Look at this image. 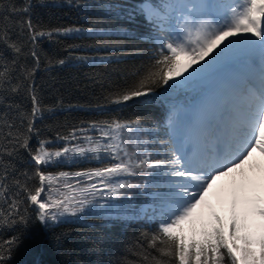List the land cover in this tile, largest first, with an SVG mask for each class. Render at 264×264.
<instances>
[{
	"label": "snow or ice",
	"instance_id": "1",
	"mask_svg": "<svg viewBox=\"0 0 264 264\" xmlns=\"http://www.w3.org/2000/svg\"><path fill=\"white\" fill-rule=\"evenodd\" d=\"M35 6L33 0H0V231L27 226L29 206L47 225L84 213L98 198L107 203L132 189L151 190L165 218L155 232L142 233L147 242L138 253L143 264H264V233L253 238L247 216L235 212L236 200L227 224L208 202L218 181L230 178L235 183V174L246 180L245 169L255 167L254 154L264 157V0H164L159 6H145L143 12L157 31L152 62L131 86L108 98L115 104L147 100L158 87H186L226 58L243 56L254 72L229 93L225 119L211 141L186 136L178 143L170 135L157 144L141 120L113 119L57 133L64 144L55 149L49 140H39L36 148L31 145L39 135L36 121L45 111L33 83L40 66L36 46L44 38L81 30L41 28L33 23ZM29 56L32 64L26 62ZM53 62L65 64L64 59L49 60ZM25 82L30 109L9 102ZM24 152L33 163L31 172L18 168ZM106 157L110 162L104 163ZM76 158L103 166L46 171ZM122 177L158 179L134 184ZM258 214L264 218V207ZM18 239L0 242V264H10Z\"/></svg>",
	"mask_w": 264,
	"mask_h": 264
},
{
	"label": "trees",
	"instance_id": "2",
	"mask_svg": "<svg viewBox=\"0 0 264 264\" xmlns=\"http://www.w3.org/2000/svg\"><path fill=\"white\" fill-rule=\"evenodd\" d=\"M15 2L23 4L24 0ZM163 2L33 0L36 5L31 13L34 24L44 29L71 27L81 30L55 36L51 40L44 38L36 46L40 66L36 69L33 83L45 111L36 121L39 135L31 140L33 148L38 147L39 140H49L51 148H60L64 142L57 139V133L66 134L74 127H87L94 121L113 119H139L150 139L157 144L170 135L175 142L174 126L196 98L195 89L161 86L147 100L138 98L115 104L108 99L118 90L131 86L151 64L153 50L157 47V31L143 9ZM89 28L119 31L85 33ZM58 59H64L65 64H49V60ZM26 62L32 64L33 60L29 56ZM26 84L19 93L10 97L9 102L14 101L24 109H30ZM89 134L98 135L95 132ZM100 166H103L100 161L76 158L53 164L46 171L71 173ZM18 168L21 171L33 170V163L26 152L22 153ZM127 178L134 184L142 183L143 179H158ZM150 191L141 193L132 189L131 210L136 217L127 222L121 217L92 214L100 202H105L99 198L84 213L66 215L47 225L37 220L34 206H29V224L0 231V242L19 237L10 264H143L138 253L141 245L147 247V242L142 233L155 232L159 222L165 218ZM149 214H152L150 219ZM253 232L250 230L251 234Z\"/></svg>",
	"mask_w": 264,
	"mask_h": 264
},
{
	"label": "rangeland",
	"instance_id": "3",
	"mask_svg": "<svg viewBox=\"0 0 264 264\" xmlns=\"http://www.w3.org/2000/svg\"><path fill=\"white\" fill-rule=\"evenodd\" d=\"M171 23L173 26H175V20L171 21ZM118 31L119 30H116V29L112 30V29L89 28L85 30V33L103 34V33H118ZM240 65H243V57L230 56L226 58L225 60H223L216 67V69H214L207 75L203 76L202 78L198 79L193 84L184 87L187 89L188 88L195 89L196 91L195 93L196 98L193 101L191 106L197 105L200 107L199 112L197 114H200L199 117H200L201 125H204L206 121L211 120L210 117L215 115L217 111L220 109L221 107L220 101L221 100L224 101V99L220 100V98L224 95L229 94L231 91L235 90L237 88L236 86L238 87L240 86L241 82L240 81L237 82V79L243 77V76L238 75V67H240ZM246 76L249 77V75H246ZM192 112H193V109L192 107H190L189 109L185 111L184 114L192 113ZM174 127H175L174 128L175 140L178 143L181 142L183 138L185 137L186 135L185 132L189 128H191V126H187L185 118L183 117L182 119L177 121V125ZM213 135H215L214 132H212L211 136L213 137ZM207 140L211 141L210 138ZM105 160L110 162L107 157L105 158ZM252 163L255 165V167L257 165L262 166L264 165V158L262 156H257L256 158L253 159ZM255 167H249L248 169H245V177L247 178L246 181L251 179V174L253 177L255 176L253 175L254 174L253 171ZM248 171L251 173H249ZM235 176L237 178V176H240V175L235 174ZM259 176H261V174H259ZM121 179L130 180L127 177H122ZM260 179L262 181L264 178H260ZM224 180H222L221 182L215 185L212 193L209 196L208 202L212 206V211L218 214L221 217V219L225 222V224H227L229 218L233 214V200L234 199L237 200L236 205H235L236 214L240 216L241 218H243L245 215L247 216L248 223L250 225L249 230L251 231L253 230L254 231L252 233L253 238L258 239L259 236L262 233H264V218L260 217L258 214V209L260 207L258 205H255L252 209L242 208V207L237 206L238 204L237 202L244 201L246 203L247 202L249 203L255 199L257 202L256 204H261V207H262L264 205V193L262 192L260 193L259 190H260V187L264 188V184L257 185V184H253L254 182H252L253 185H250L246 183V186H243V188L240 186V189H239L237 185H234V183L232 182L230 178L228 179L225 178ZM221 185H223V188L221 187ZM255 186H258L256 188V192H255ZM224 189H226V193L222 194V191ZM230 197L231 199L229 200ZM221 199H223V201L230 204L228 209L227 207L222 205ZM131 201H132V190L128 191L127 194L124 196L108 200L107 203L100 202L94 208V211L96 212H92V214H104V215H109L111 217H121L124 219L125 222H127L129 219L136 217L135 213L131 210ZM254 209L256 210L254 211ZM151 217H152V214H149L148 218L150 219ZM205 219H207V211H206ZM199 227L200 225L198 224L197 228ZM185 234L188 236H191V232L188 230H186ZM238 243L240 242L238 241Z\"/></svg>",
	"mask_w": 264,
	"mask_h": 264
},
{
	"label": "bare ground",
	"instance_id": "4",
	"mask_svg": "<svg viewBox=\"0 0 264 264\" xmlns=\"http://www.w3.org/2000/svg\"><path fill=\"white\" fill-rule=\"evenodd\" d=\"M220 2H223V3H229V0H226V1H223V0H220ZM241 57H243V56H241ZM256 66L258 67V58H257V61H256ZM253 72H254V68H250L249 67V65H248V62L246 61V59L243 57V65H240V67H238V75H240V76H243V77H241V78H239V79H237V82H241L240 83V85L242 84V82H244V80H246L247 78H248V76H246V75H251V74H253ZM235 79V78H234ZM236 87H238V86H236ZM228 95L229 94H227V95H224V96H222L221 98H220V100L221 99H224V101H220V105H221V107H220V111H217V113L215 114V115H213V117H217V115H218V113L219 112H221V111H224V110H226V100H227V98H228ZM194 117H195V120H194V126H193V130H192V128H189L186 132H185V137L186 136H190L191 138H192V140L193 141H200V140H204L205 138H209L210 136H211V134H212V132H214V131H211L210 129H209V126H208V122H207V124L206 125H201L200 124V120H199V115L198 114H195L194 115ZM213 117H211V118H213ZM218 119H216V124L218 123ZM257 156H261L260 155V153L259 152H257V153H255L254 154V158H256ZM253 158V159H254ZM264 158V157H263ZM263 160V159H262ZM262 162V161H261ZM256 168V169H255ZM254 168V171H253V175H255L254 177L252 176V174H251V179L250 180H248V181H246V180H242V178L240 177V176H237V178H236V182L234 183V185H237L238 186V188L240 189V186L243 188V186H246V183H248V184H250V185H253V184H257V185H260V184H264V179L261 181V179L260 178H264V165H262V166H259V165H257L256 167ZM246 169H248V168H246ZM247 171V170H246ZM249 172V171H248ZM249 173H251V172H249ZM259 174H261V176H259ZM237 175V174H236ZM247 176V175H246ZM250 176V175H249ZM236 177V176H235ZM257 178V179H256ZM228 179V178H227ZM222 181V180H221ZM221 181H218L217 183H219V182H221ZM225 181V180H224ZM223 181V182H224ZM256 181V182H255ZM252 182H254L253 184H252ZM221 184V183H220ZM233 184V183H232ZM221 187L223 188V185H221ZM258 186H255V192H256V188H257ZM225 188V187H224ZM262 188L263 187H260V190H259V192L261 193H264L263 191H264V188H263V190H262ZM223 193H226V189H224L223 191H222V194ZM232 195V194H231ZM241 197V196H240ZM223 198V197H222ZM237 198V197H236ZM231 199V197L229 198V200ZM240 199V198H239ZM226 200V199H225ZM241 200V199H240ZM237 201V200H236ZM221 202H222V205L223 206H225V207H227V209L229 208V206H230V204L229 203H227V202H225V201H223V199H221ZM224 203V204H223ZM238 204H237V206H239V207H242V208H248V209H252L255 205H258L259 207H261V204H256L257 202H256V200L254 199L253 201H251V202H244V201H241V202H237ZM251 205V206H250ZM262 207H264V205L262 206ZM236 209H238V208H236ZM241 209V208H240Z\"/></svg>",
	"mask_w": 264,
	"mask_h": 264
}]
</instances>
